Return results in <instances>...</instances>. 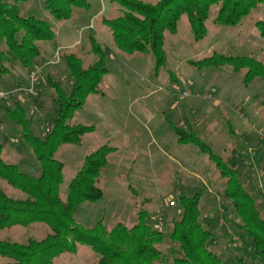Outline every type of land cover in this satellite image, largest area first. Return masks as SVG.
Here are the masks:
<instances>
[{"label": "rangeland", "instance_id": "374dc122", "mask_svg": "<svg viewBox=\"0 0 264 264\" xmlns=\"http://www.w3.org/2000/svg\"><path fill=\"white\" fill-rule=\"evenodd\" d=\"M91 7L90 11H78L71 22L58 23L46 12L43 0L22 5L24 14H34L50 22L57 38L54 45H41L43 57L35 66L41 71L37 91L41 92L44 108L37 107L39 96L16 97L27 108L34 132L43 138L50 129L52 117L53 90L48 83L49 76L66 90L72 85L63 54L76 52L86 64L92 63L90 33L110 52L106 96L92 97L75 119L76 123L93 125L97 132L87 137L82 147L65 146L57 153V158L65 164L62 194L66 196L69 183L87 155L108 143L119 150L111 156L103 173L100 186L105 192L104 200L83 205L77 222L92 228L102 219L108 230L119 223L132 227L138 222L139 212L146 210L153 229L168 236L173 223L182 218L179 194L184 191L193 196L201 191L204 194L202 221L213 234L207 248L220 256L224 264H236L238 258H243L246 264H264V259L254 252L231 203L223 199L225 181L215 166L198 148L180 147L177 135L170 131L165 120V115L170 114L177 123L190 121L217 155L226 156L225 149L230 144L239 146L240 177L264 215V114L260 109L264 82L257 79L246 87L242 75H234L227 67L199 73L187 65L189 60L209 56L214 51L251 56L264 63V40L255 26L264 18L263 8L254 11L237 28L214 24L218 10L214 9L208 22L209 35L200 42L193 39L186 22L182 21L179 33L169 36L167 41L168 65L178 78L173 83L166 71L159 78L155 76L151 57L131 59L113 46L110 33L101 21L105 17H117L119 6L112 0H91ZM31 70L17 65L9 76L0 80V89L28 85ZM13 99L0 103V144L6 141L8 161L18 165L21 172L36 175L41 171L39 163L22 142L21 128L6 118L2 108V104L12 106ZM228 122L234 136L227 128ZM0 189L6 190L5 185L0 183ZM48 232L49 227L44 224L15 227L0 231V240L26 243L30 237L42 239ZM162 251L172 264L175 257L170 242ZM98 260L89 247L80 246L77 254H65L55 264H97Z\"/></svg>", "mask_w": 264, "mask_h": 264}, {"label": "trees", "instance_id": "16d2710c", "mask_svg": "<svg viewBox=\"0 0 264 264\" xmlns=\"http://www.w3.org/2000/svg\"><path fill=\"white\" fill-rule=\"evenodd\" d=\"M30 1L0 0V80L9 76L17 65L25 70L34 68L43 57L41 45L56 40L50 22L23 13L22 5ZM43 3L46 12L58 23L72 21L78 11L92 8L91 0H43ZM112 3L120 7L119 15L102 18L101 24L110 33L113 46L131 59L151 57L155 76L159 78L166 71L173 83L178 78L168 65L167 41L169 36L179 33L182 21L193 39L200 42L209 35L208 22L216 8L213 22L221 27L237 28L260 7L264 16V0H112ZM255 26L264 40V18ZM88 41L94 57L92 63L86 64L76 52L63 54L72 78L70 90L48 78L53 90L52 117L45 137L36 135L27 108L17 98L12 106L2 104L6 118L21 128L22 142L28 145L41 171L36 175L21 172L6 157V141L0 144V183L6 188L0 189V231L44 224L49 232L42 239L30 237L26 243L0 240V264H55L65 254H77L80 246L89 247L99 257L97 264H171L162 251L167 242L172 245L175 257L172 264H224L220 256L207 248L213 234L202 221L201 191L193 196L184 191L179 194L182 218L173 223L168 236L153 229L146 210L139 212L138 222L132 227L119 223L108 230L102 219L92 228L77 222L83 205L104 200L105 192L100 186L103 173L111 156L119 151L108 143L87 155L69 183L66 196L62 194L65 164L57 158V153L65 146L82 147L87 137L97 132L93 125L76 123L75 118L92 97L106 96V80L110 76V52L93 33ZM187 65L199 73L227 67L234 75H242L246 87L257 79L264 82V63L251 56L214 51L209 56L189 60ZM40 97L41 92L36 104L43 109ZM260 109L264 114V100ZM165 120L182 148H198L215 166L225 181L223 199L231 203L254 252L264 259V215L240 177V147L230 144L225 149L226 156L217 155L190 121L177 123L170 114L165 115ZM227 128L234 136L229 122ZM236 264L246 263L238 258Z\"/></svg>", "mask_w": 264, "mask_h": 264}, {"label": "built area", "instance_id": "2783aa9c", "mask_svg": "<svg viewBox=\"0 0 264 264\" xmlns=\"http://www.w3.org/2000/svg\"><path fill=\"white\" fill-rule=\"evenodd\" d=\"M41 71L38 67H34L29 74V83L26 86H14L11 89H0V103L9 102L12 98L21 95H29L31 97H38L37 87L39 85V75Z\"/></svg>", "mask_w": 264, "mask_h": 264}, {"label": "crops", "instance_id": "0c3cea01", "mask_svg": "<svg viewBox=\"0 0 264 264\" xmlns=\"http://www.w3.org/2000/svg\"><path fill=\"white\" fill-rule=\"evenodd\" d=\"M73 21V20H72ZM69 22H71V21H69ZM58 35V34H57ZM56 38H57V36H56ZM56 43V40L54 41V42H52V43H49L48 45H54ZM45 45H46V43H45ZM92 99V98H91ZM76 119V118H75ZM76 122V121H75ZM82 124V123H81ZM170 128V127H169ZM171 131V130H170ZM181 147V146H180ZM191 147V146H190ZM189 148V147H188ZM5 151H6V149H5Z\"/></svg>", "mask_w": 264, "mask_h": 264}]
</instances>
